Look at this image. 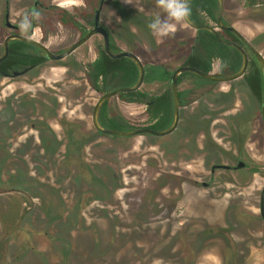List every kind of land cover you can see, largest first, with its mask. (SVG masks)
<instances>
[{"label":"rangeland","instance_id":"rangeland-1","mask_svg":"<svg viewBox=\"0 0 264 264\" xmlns=\"http://www.w3.org/2000/svg\"><path fill=\"white\" fill-rule=\"evenodd\" d=\"M43 1L69 10L85 7L83 0ZM32 4L13 0L10 19L18 20ZM4 8L5 0H0V46L10 32L3 24ZM156 15L163 16L157 0H104L101 23L119 50L134 49L144 61L170 62L179 57L172 47H159L161 43L187 40L196 31L182 21L170 36H154L147 25ZM223 17L264 53V7L225 0ZM46 28L47 37L38 27L33 37L54 52L81 35L59 24ZM100 43L102 36L94 35L62 60H48L16 78L0 76V147L12 155L6 163L0 159V259L9 240L5 264H264L259 214L264 138L258 139L257 133V140H247L241 156L259 166V172L252 173V166L221 170L209 187L202 185L210 181L214 163L235 155L243 118L260 116L245 82L210 84L201 101L181 108L180 124L169 135H102L92 123L101 93L84 77L85 65L97 57ZM112 103L137 124L146 119L143 104ZM30 108L45 115L38 123L50 126L60 148L47 146L48 135L39 136L30 127L13 142L8 124L21 114L33 122ZM210 115L215 117L211 120ZM249 125L263 129L260 119ZM71 128L77 135L73 147L82 144L77 174L69 171L65 159L62 164L54 161L52 169L46 158H58L59 151L72 154ZM31 137L41 144L33 157L32 144L20 149ZM4 169L6 178L1 175ZM164 181L167 185L160 189ZM155 194L157 205L152 203ZM15 216L18 227L10 235L6 223Z\"/></svg>","mask_w":264,"mask_h":264},{"label":"trees","instance_id":"trees-1","mask_svg":"<svg viewBox=\"0 0 264 264\" xmlns=\"http://www.w3.org/2000/svg\"><path fill=\"white\" fill-rule=\"evenodd\" d=\"M85 7L75 8L68 10L62 6L51 3L47 9L44 19L36 22V26H40L45 34L49 31L46 30L47 26L54 29L55 24H61L65 28H70L78 31L81 35L85 34L88 26L94 24V9L99 4L100 0H83ZM247 8L264 7V0H243ZM188 6L190 8L189 17L197 24H217L219 13L218 0H189ZM226 24L227 21L224 19ZM195 34L187 40L172 42L167 41L161 43L159 47H172V51L177 57L170 62L158 61H142L145 66L144 84L141 89L134 91L121 92L118 95L109 98L102 105L99 112V120L102 126L110 129L118 130H131L139 126H145L154 130H163L168 128L174 118V95L172 91V74L174 70L182 65L195 67L203 72L210 73L214 70V65L219 62L216 74L219 76H226L238 71L242 65V55L234 47L225 45L218 40V38L208 30H195ZM221 36L228 41H233L241 44L239 39L229 30H221ZM111 47L118 51L115 45L114 38L110 34ZM188 38V37H187ZM158 45V44H157ZM189 45V49L187 48ZM158 47V48H159ZM131 51L138 54L137 51ZM2 54V48H0ZM48 61V58L42 51L27 42L21 40H13L9 45L8 56L0 62V76L2 72L11 73L14 70H21L26 67H38ZM139 75L137 65L128 57L113 58L107 54L104 49L103 43L97 46V57L85 65L84 77L90 87L99 93L104 92L107 88H119L122 86H131L136 83ZM244 81L247 83L249 89L254 96L260 101L263 94V75L261 68L253 55L249 56L248 68L243 76ZM187 83L186 87L183 85ZM213 82L203 78L192 72H185L178 78L179 85V98L181 107L189 106L194 102L202 100L204 94L207 92L209 85ZM157 86L156 89L149 87ZM112 100H118L125 103H136L145 105L146 119L141 123H136L131 118L120 113L112 103ZM30 116L34 118L30 122L27 115L21 114V117H15L8 124L9 135L13 137L15 142L20 136L26 134V128H31L38 131V135H48L47 146L52 145L60 148V140L55 141V132L47 126L48 124H39V119H44L42 112H38L32 108L29 110ZM41 117V118H40ZM200 119V117H198ZM212 120V118H211ZM203 121V120H202ZM201 121V122H202ZM70 125V122H65ZM3 128V126H1ZM75 128L69 129L72 154L64 155L59 151L58 158H47L49 167L53 169L54 161L58 160L59 164L66 160L69 163L68 169L73 174H77L79 154L82 147H73V141L77 135L71 133ZM192 131V130H190ZM99 134H104L98 132ZM2 134L5 132L2 130ZM28 144H32L33 152L29 153L30 156L38 154L37 148L41 146L40 143L36 144L34 137L27 138L24 142L20 143V149ZM0 159L6 163L7 159L12 158L11 154L7 153L6 148H1ZM19 151V150H18ZM73 152L75 154H73ZM42 157L46 153H40ZM39 155V156H40ZM83 155V154H82ZM60 157L62 158L60 160ZM79 171V170H78ZM259 171V168H252V172ZM160 179V178H159ZM158 179V180H159ZM166 181L162 182L159 188L166 187ZM159 189V190H160ZM150 190H148L149 192ZM159 194V192H158ZM157 194V195H158ZM153 196V204L157 205L154 200L157 197Z\"/></svg>","mask_w":264,"mask_h":264},{"label":"water","instance_id":"water-1","mask_svg":"<svg viewBox=\"0 0 264 264\" xmlns=\"http://www.w3.org/2000/svg\"><path fill=\"white\" fill-rule=\"evenodd\" d=\"M35 2L36 3L34 7L37 6L40 0H36ZM218 4H219V13H218V18H217V25L197 24L193 20H191L190 17H188L187 21H184V22L189 27L195 30H200V29L208 30L211 33H213L218 38V40L222 42L223 44L236 48L242 55V65L238 71H236L233 74L226 75V76H219L215 74L214 72L206 73L195 67L187 66V65H182V66L177 67L172 74V91L174 95V118H173L171 125L168 128L163 129V130H154V129H150L145 126H141V127L131 129V130H118V129L105 128L100 123L99 112L104 102L108 100L109 98L118 95L121 92L139 90L143 86L144 78H145L144 62L138 56V54H136L135 52L131 50H126V49L115 51L111 47L110 33L108 29L101 24V11L104 5V0H100L98 8L95 11L93 27L90 28L85 34H83L78 40H76L73 44L68 46L62 52H59V53L53 52L44 43L32 37L18 34V33H12L8 35L4 40V43H3L4 52L0 56V62L7 57L8 52H9V44L12 40H15V39L37 46L45 53L46 57L49 59L62 60L68 57L70 54H72L78 47L86 43L93 35L99 34L102 36L103 46L107 54L113 58H118V57L130 58L137 65L138 70H139V75H138V79L136 83H134L133 85L122 86L119 88H107L100 95V97L95 102L93 111H92L93 126L99 132L110 134V135H117V136H136V135H141V134L158 136V137L166 136V135L173 133L177 129L179 122H180V98H179L178 78L181 74L185 72H192V73H195L203 78H206L214 82H231V81L241 78L245 74L247 67H248V63H249V52L248 51H250L258 60L262 68V74L264 78V55L252 44L251 40L247 36H245L240 30H238L234 25L226 24L224 22L223 16H224V10H225V0H218ZM7 18H8V15H7ZM8 24L10 23L8 22ZM31 29H33V26ZM221 30L231 31L239 39L241 44L244 46L236 42H233V41L225 40L220 34ZM27 71H28V68H25L23 70L13 71L12 73L4 72L3 75L5 77H17L19 75L25 74ZM262 115H263V120H264V97H263V102H262ZM243 165H245V163L242 161H240L239 164H237L236 166H231L227 164H216L213 166L212 170H214L215 168L239 169ZM204 185H206V183H204ZM260 215L264 219V196H262L261 198Z\"/></svg>","mask_w":264,"mask_h":264},{"label":"flooded vegetation","instance_id":"flooded-vegetation-1","mask_svg":"<svg viewBox=\"0 0 264 264\" xmlns=\"http://www.w3.org/2000/svg\"><path fill=\"white\" fill-rule=\"evenodd\" d=\"M36 0H33V4L30 6V7H28V8H24V6H16V9L18 10V9H20V8H24L22 11H24L23 12V14L24 13H26V12H28V11H30V10H36V11H38L39 13H40V18H39V20L42 18V19H44L45 18V16H46V13H47V9H48V7H49V5L51 4V3H46L45 1H43V0H40V2L37 4V6H35L34 7V5H35V2ZM85 4V3H84ZM12 5H13V0H5V8H4V12H3V14H4V16H3V24H4V26L5 27H7L9 30H10V32L4 37V39H3V42L1 43V46H0V48H2V54H3V52H4V49H3V43H4V40H5V38L8 36V35H10V34H12V33H18V34H22V35H25L24 33H22L21 31H20V29H19V22H20V19L22 18V16H23V14H22V12H21V14H19V19L18 20H16V21H13V20H11L10 19V16H11V10H12ZM57 5H59V4H57ZM60 6V5H59ZM86 6V5H85ZM63 7V6H62ZM65 8V7H64ZM67 9V8H66ZM69 10V9H68ZM96 11V10H95ZM95 11H94V14H95ZM7 15H8V18H7ZM224 18V17H223ZM39 20H37V21H34L33 22V29H31L30 30V34H28V35H26V36H29V37H32V38H34L33 37V34H34V32H35V29L38 27L42 32H43V34H44V38L45 37H47L49 34H45L44 33V31L42 30V28L40 27V26H36L35 25V23L36 22H39ZM8 22L10 23V24H8ZM59 24V23H58ZM102 24V23H101ZM59 25H61V24H59ZM94 25V24H93ZM93 25L90 27V26H88V27H90V28H92L93 27ZM62 26V25H61ZM104 26V25H103ZM87 27V28H88ZM106 27V26H105ZM90 28H88V30L90 29ZM107 29H108V27H106ZM87 30V31H88ZM108 31H109V33L111 34V32H110V30L108 29ZM96 35H99V34H96ZM82 35H80V37H81ZM94 36V35H93ZM79 37V38H80ZM78 38V39H79ZM34 39H36V38H34ZM77 39V40H78ZM111 39V38H110ZM15 40H17V39H15ZM36 40H38V39H36ZM13 41V40H12ZM39 41H41V40H39ZM42 42V41H41ZM252 42V41H251ZM42 43H44V42H42ZM74 43V42H73ZM72 43V44H73ZM45 44V43H44ZM253 44V43H252ZM10 45V44H9ZM46 45V44H45ZM240 45H242V44H240ZM254 45V44H253ZM35 46V45H34ZM47 46V45H46ZM242 46H244V45H242ZM255 46V45H254ZM37 47V46H36ZM48 47V46H47ZM189 45H187V48L186 49H189ZM263 55H264V53H263V51L259 48V47H257V46H255ZM49 48V47H48ZM246 48V47H245ZM40 49V48H39ZM50 49V48H49ZM66 49V48H65ZM65 49H63V50H65ZM247 49V48H246ZM41 50V49H40ZM51 50V49H50ZM63 50H61V51H59V52H62ZM42 51V50H41ZM52 51V50H51ZM54 52V51H53ZM59 52H56V53H59ZM249 52V56H250V54L251 55H253L250 51H248ZM42 53H44L43 51H42ZM1 53H0V56L2 55ZM44 55H45V53H44ZM71 55V54H70ZM8 56V55H7ZM46 56V55H45ZM139 56V55H138ZM254 56V55H253ZM255 57V56H254ZM255 59H256V57H255ZM48 60H52V59H49L48 58ZM257 60V59H256ZM3 61V60H2ZM257 62H258V60H257ZM258 64H259V62H258ZM259 66H260V64H259ZM26 68H28V71L26 72V73H28L30 70H32V69H34L35 67H26ZM248 68V67H247ZM260 68H261V66H260ZM23 69H25V68H23ZM23 69H21V70H23ZM14 71H18V70H14ZM13 72V71H12ZM11 72V73H12ZM212 72H214V71H212ZM261 72H262V68H261ZM3 73L4 72H2V77H5L4 75H3ZM25 73V74H26ZM215 74H216V71L214 72ZM22 75H24V74H22ZM22 75H19V76H22ZM263 75V74H262ZM19 76H17V77H19ZM244 76V75H243ZM243 76L241 77V78H239V79H241V80H243L244 81V79H243ZM9 78H16V77H9ZM239 79H237V80H239ZM211 81V80H210ZM235 81V80H234ZM213 83L212 84H214V83H216V82H214V81H212ZM245 82V81H244ZM245 84L247 85V83L245 82ZM263 84H264V78H263ZM247 87H248V85H247ZM142 88V87H141ZM140 88V89H141ZM248 89H249V87H248ZM249 91H250V93H251V95H253V97L256 99V101H257V103H258V105H259V111H260V116H259V118L258 117H256V116H253V117H251L250 118V120H247V118L245 117V118H243V122H242V124H241V128H240V132H239V127H238V135L239 136H237V138L239 139V144L240 145H238L237 144V149L235 150V155H233V156H231V158H230V160L228 159V160H226L225 162H222V163H214L212 166H211V168H210V177H209V179H210V181L209 182H203L202 183V185L204 186V187H209L210 185H211V183L213 182V181H215L216 180V178H217V173L219 172V171H221V170H226V171H228V172H235V171H239V170H242V169H248L249 167H251L252 166V164H250V162H247V161H244L243 159H242V157L241 156H243V153H244V147H246V145H248V141L250 140V139H252V138H254L255 140H257V133H258V139L260 138V137H263L264 138V120H263V115H262V102H263V97H264V86H263V94H262V99L259 101L255 96H254V94L251 92V90L249 89ZM103 93V92H102ZM101 93V94H102ZM205 95V94H204ZM229 95V94H228ZM100 97V96H99ZM114 97V96H113ZM112 98V97H111ZM225 98H230V97H228V96H226ZM231 99V98H230ZM181 105H180V120H181ZM234 110H238L237 108H234ZM215 116H208V118L209 119H211V118H214ZM257 119H260V122L262 123V125H263V129H261V131H257V128H253L251 125H249V122L251 123V122H253V123H255V121L257 120ZM245 121V122H244ZM179 124H180V122H179ZM179 126V125H178ZM139 127H141V126H139ZM95 128V127H94ZM138 128V127H137ZM178 128V127H177ZM99 131H97V133H98ZM236 134V133H235ZM243 135V136H246L244 139L242 138L243 136H241V135ZM102 135H107V136H117V135H110V134H102ZM144 135H146V134H144ZM121 137H130V136H121ZM242 138V139H241ZM248 140V141H247ZM264 146V145H263ZM240 161H242V162H244L245 163V165H243V166H241L239 169H220V168H215L214 170H212V168H213V166L214 165H216V164H227V165H231V166H236L237 164H239V162ZM259 168V171H260V167L259 166H252L251 167V169H250V171L252 172V168ZM259 171H256V172H252V173H257V172H259ZM1 175L3 176V177H7V174H6V171H5V169L4 170H2L1 171ZM11 180H12V176H11ZM204 183H206V185H204ZM262 196H264V186L261 188V191H260V205H261V198H262ZM260 205H259V214H260ZM260 217H261V220H263V222H264V219L262 218V216L260 215ZM7 220V219H6ZM6 227H5V230L6 231H8L9 230V232H10V235L14 232V231H16L17 230V227H18V223H17V218H16V216L14 217V219H11V221H10V223H6ZM8 226L10 227L9 229H8ZM264 237V236H263ZM246 239H248L247 237H246ZM264 239V238H263ZM10 243H9V240L8 241H6L4 244H3V252H4V256H2L1 257V259H0V264H5V260H6V254H8V250H9V247H10V245H9ZM255 245V243L253 244V243H251V246H254ZM4 259V260H3Z\"/></svg>","mask_w":264,"mask_h":264},{"label":"clouds","instance_id":"clouds-1","mask_svg":"<svg viewBox=\"0 0 264 264\" xmlns=\"http://www.w3.org/2000/svg\"><path fill=\"white\" fill-rule=\"evenodd\" d=\"M163 16L156 15L147 27L154 36L168 37L174 32V27L182 21H187L190 15L188 0H157ZM40 13L30 10L23 14L19 22V29L25 35L30 34L33 22L39 20Z\"/></svg>","mask_w":264,"mask_h":264},{"label":"crops","instance_id":"crops-1","mask_svg":"<svg viewBox=\"0 0 264 264\" xmlns=\"http://www.w3.org/2000/svg\"><path fill=\"white\" fill-rule=\"evenodd\" d=\"M237 28V27H236ZM238 30H240L242 33H243V31L241 30V29H239V28H237Z\"/></svg>","mask_w":264,"mask_h":264}]
</instances>
